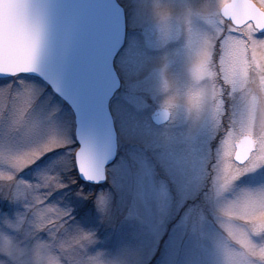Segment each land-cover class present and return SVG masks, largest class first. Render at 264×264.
Masks as SVG:
<instances>
[{
    "label": "rangeland",
    "instance_id": "obj_1",
    "mask_svg": "<svg viewBox=\"0 0 264 264\" xmlns=\"http://www.w3.org/2000/svg\"><path fill=\"white\" fill-rule=\"evenodd\" d=\"M116 1L127 26L109 102L117 155L100 188L78 184L70 108L36 78L0 79V264H264V116L209 144L197 85L217 1ZM158 107L169 123L151 124ZM244 130L258 148L236 166Z\"/></svg>",
    "mask_w": 264,
    "mask_h": 264
},
{
    "label": "water",
    "instance_id": "obj_2",
    "mask_svg": "<svg viewBox=\"0 0 264 264\" xmlns=\"http://www.w3.org/2000/svg\"><path fill=\"white\" fill-rule=\"evenodd\" d=\"M252 6L244 5V12L262 31L264 12ZM124 36V12L116 0H0V79L37 78L67 104L78 145L76 173L93 185L104 183L116 158L109 102L120 86L113 62ZM152 119L162 124L168 111ZM252 150L253 141L241 138L234 162L245 163Z\"/></svg>",
    "mask_w": 264,
    "mask_h": 264
},
{
    "label": "flooded vegetation",
    "instance_id": "obj_3",
    "mask_svg": "<svg viewBox=\"0 0 264 264\" xmlns=\"http://www.w3.org/2000/svg\"><path fill=\"white\" fill-rule=\"evenodd\" d=\"M216 1L218 20L216 22L215 19L214 26L218 29V32L213 34L207 32L210 23L206 19L204 20L205 33L203 40L208 46L205 49L202 63L199 64L201 83L197 82L198 86L202 84L205 86L202 89L205 104L212 105L210 114L208 115L209 108L207 109L208 112L205 113L209 116V120L214 122V129L208 130V133H212V135H208L209 144H212L211 136L224 137L228 128L238 130L237 126L244 123L246 119L253 120L252 125L255 126V122H258L264 116V60L259 62V54L257 53L258 44L264 41V30L260 31L256 27L252 19L246 16L243 8L244 5L252 8L253 4L264 12V0ZM124 21L125 36L122 48L126 43L125 15ZM172 43H176V40ZM238 47L246 52L245 57L247 60L245 63H243V53L240 54ZM175 48L178 52L179 48H185V46L182 43L179 46L178 43ZM159 81L160 79H158ZM120 87L121 81L119 89ZM164 110L168 111V120L162 124L155 123L152 119L153 115ZM170 119L171 113L165 107L156 108L150 115L151 124L155 126L165 125L169 123ZM244 131V133H239L238 141L232 143V162L236 166L247 164L258 148L256 140L253 139L256 132L251 134L247 130ZM243 137H249L253 141V150L247 161L238 165L233 160V154L236 144ZM216 141L218 140L216 139ZM209 144L207 148L210 147ZM78 184L92 190H97L101 186L88 184L80 180Z\"/></svg>",
    "mask_w": 264,
    "mask_h": 264
},
{
    "label": "clouds",
    "instance_id": "obj_4",
    "mask_svg": "<svg viewBox=\"0 0 264 264\" xmlns=\"http://www.w3.org/2000/svg\"><path fill=\"white\" fill-rule=\"evenodd\" d=\"M226 264H240V262L236 259H229L226 261Z\"/></svg>",
    "mask_w": 264,
    "mask_h": 264
}]
</instances>
